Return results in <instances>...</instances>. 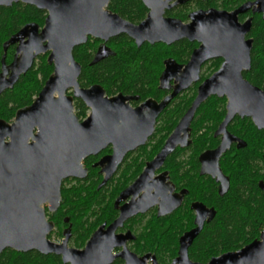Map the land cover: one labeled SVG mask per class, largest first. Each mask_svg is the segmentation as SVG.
<instances>
[{
    "label": "water",
    "instance_id": "obj_1",
    "mask_svg": "<svg viewBox=\"0 0 264 264\" xmlns=\"http://www.w3.org/2000/svg\"><path fill=\"white\" fill-rule=\"evenodd\" d=\"M171 1L142 0L149 12L142 24L133 26L105 10L110 0H0V7L21 3L47 12L40 31L37 24H27L3 44L4 52L10 45H18L17 55L9 66H5V56L2 59L0 94L12 88L19 77L30 70L39 55L49 52L47 62L53 65V73L35 101L18 110L13 122L0 120V254L6 249L37 251L43 255L61 256L63 263L110 264L112 243L109 234L114 225L106 231L102 226L83 251L69 249V231L61 244L48 239L54 226L47 221L44 206L48 205L49 211H55L61 203L62 181L84 179L87 170L83 167V160L111 144L112 154L98 163L105 173L101 183L104 185L126 154L145 144L153 133L157 115L177 92L198 81L200 66L210 59L221 58L220 68L199 86L198 96L184 118L185 126L181 125L167 139L151 165L161 163L177 144L186 145V137H180V130L187 128L197 106L209 96L228 99V115L222 128L234 114H238L252 117L256 126L264 129V91L243 77V73L251 69L253 39L247 36L253 16L261 15L264 19V0L245 2L232 11L214 8L196 11L190 14L188 24L163 17L165 9L171 8L172 5H168ZM181 2L178 0L174 4ZM248 13L252 16L240 22L239 17ZM121 34L134 39L137 45L145 42L171 45L182 39L197 42L199 47L185 69L179 71L186 82L177 84L172 95L162 102L147 101L136 109L128 107L119 97L94 100L93 91L98 90L102 96L100 88L79 90L80 66L74 60L73 49L85 44L89 36L106 41ZM106 56L105 48H99L93 63ZM165 64L167 69L161 77L162 88L172 76L169 73L176 72L178 67L170 60ZM8 72L9 77L6 78ZM69 88L74 89V96H81L86 101L94 100L88 103L91 113L83 122H79L74 114L72 98L65 96ZM29 140L31 142L28 143ZM226 148L223 145L210 152L215 167ZM149 170L150 165L147 172ZM140 182L138 179L132 187ZM227 187L228 180H225L222 185L224 192ZM260 188L264 190V185L260 184ZM130 204L121 209L120 224L128 217L147 210L154 201L147 191ZM196 207L203 208L200 205ZM209 214L212 219L213 210ZM199 230H193L181 239L178 264H186V249ZM136 262L141 260L133 264ZM187 264L193 263L188 261ZM208 264H264V229L259 240Z\"/></svg>",
    "mask_w": 264,
    "mask_h": 264
},
{
    "label": "flooded vegetation",
    "instance_id": "obj_2",
    "mask_svg": "<svg viewBox=\"0 0 264 264\" xmlns=\"http://www.w3.org/2000/svg\"><path fill=\"white\" fill-rule=\"evenodd\" d=\"M112 1L113 0H110L105 10L111 14L117 15L119 18L130 23L133 26L142 24V21L146 19L149 12L148 8L143 4L142 0H139L141 3L140 5L125 4L121 7H124L126 9L139 8L141 11L143 7V9H145L146 11L143 19L142 17H140L139 19L135 20V16L131 17L126 15L125 17H123L120 14L111 11L109 7L111 6ZM176 1L178 0H173L168 3V5L172 6L171 8L165 9L163 17L179 20L183 24L190 23V14L196 11H206L213 8L209 7L206 9H202L196 7V1L204 2V0H182L181 3L174 4ZM189 3L190 6H188ZM44 12L47 16V12ZM249 14L250 13L247 14L246 18L252 16L251 14ZM129 17H131L134 21H130ZM44 21L42 25H39L37 23L33 24H37L40 31L43 28ZM119 38L131 41L137 49H142V46L146 44L145 42L143 44L141 43L140 45H137L135 40L126 34L110 37L106 41L89 36L85 44L75 47L73 51L81 46H86L88 43L91 44L92 48L95 46L94 51H92L93 54L91 61L88 64L89 66H95L110 58L115 57V52L111 47V43L112 41ZM184 41L195 46H190V48H187L186 56L180 58V60H175L171 57L165 58L163 60L162 69L157 78V89L160 91V93L158 92L152 95L149 94L147 96H143L142 78L137 90L123 85L119 79L115 78V76L114 78L104 83L101 81L93 83L84 81L82 78L83 67L73 55L75 62L80 66V73L77 78L78 89L81 91H87L96 87L100 88V90L103 91V94L101 96L98 90L93 91L94 94L92 93V96L95 98L94 100H111L113 98L119 97L126 105H128V107L132 109L141 107L147 101L160 103L164 99L172 95L174 87L177 84H179L180 82H186L185 77L180 76V72L185 69L191 59L193 52L199 47V44L197 42H190L187 39H182L171 45L163 44L167 47H171L179 42ZM17 45L18 44L10 45L5 52L3 51V57L5 56L6 58L8 50L10 48L12 49L8 62H5L4 60L6 67L9 66L16 57ZM101 47L105 48L107 56L99 62L93 63L95 56L99 48ZM130 52L131 49L129 48L128 54ZM48 55L49 52L36 57L30 70L26 74L20 76L14 86L7 90H12L20 82L22 77L26 76L30 71L36 70L37 67H35V65L36 62H38V58L45 57V60L47 62ZM2 59L0 66V75L2 73ZM169 60L173 61L178 67L176 72L169 73L170 76H172L166 80L168 88L166 87L167 85H164V88H162L161 77L163 73L166 72L167 68L165 63ZM47 64L49 66H52L53 68V65H50L48 62ZM221 64L222 59L216 58L210 59L200 66L198 81L192 83L187 89L177 92L176 95L170 99L166 107L155 118L153 122L154 124L152 135L148 137L143 146H140L132 152L126 154L113 176L104 185H101V183L105 177V173H102L103 168L100 167L98 163L101 159L112 154L113 147L111 144L106 146L96 155L89 156L83 160V167L87 170V175L84 179L68 178L62 181L60 206L55 211H49L48 205L44 206L46 219L54 226L52 232L48 235V239L50 241L56 244H61L65 239V235L68 233L67 231H69L67 247L69 249L83 251L89 239L102 226H104V230L106 231L110 226L114 225L112 227V234H109L110 243H112V260L110 264H128V262H130L129 264H133V262L136 260H141L142 263L136 262L134 264H178L176 261L180 258L181 239L193 230L200 228L198 234L188 244V247L186 249V264L188 261L193 264H208L215 258H218L227 253H233L241 250L243 247L251 244L256 240H259L264 227L262 228L258 238L252 240L250 243H247L239 249L219 253L217 255H210L204 262L195 260L191 256V250L196 240L204 231V229L214 222L217 215V211L213 204L207 203L203 201L199 196L195 195L193 186L197 185L201 188V190L206 191L205 186L208 187L209 183H211L214 186L216 195L219 198H223L228 193L230 188V174H232V165L233 163L235 164L240 160V151L247 148L249 144L251 146L253 145L255 147V150H257V153L256 151H254L256 156L253 157V163L255 165L257 164L256 167L259 169V179L257 180L258 190L264 195V190L260 188V184L264 185V129L258 128L254 123L252 117H242L238 114H234L229 119V121H227L225 127L222 128V124L225 122L228 115L227 97H218L216 95H213L202 101L193 112L187 128L180 130V137H186V145L183 144L184 146H181L180 144H177L172 153L167 155L161 163L156 166L151 165L158 153L164 147L167 139L181 125L185 126L186 119L184 120V118L198 96L199 86L206 79L210 78L214 73H216ZM9 73L10 72H8V74L6 75V78L9 77ZM144 85L146 86V84ZM4 92H2V94ZM2 94H0V96ZM38 94L33 97L31 103L22 108L29 107L38 97ZM65 96L72 98L73 111L78 121L83 122L84 120H86L91 113V107L88 103L93 102L94 100L86 101L81 96H74L73 88L67 89L65 92ZM212 98L221 101L222 108L218 110L222 113V115H216L214 113L208 115L202 114V107ZM178 100L183 101L182 111L177 114V109L172 108L173 113L171 119H166L165 113H167V111L169 112V106L172 105V107H174ZM217 105L221 104L217 103ZM15 114L12 120L8 123L14 121ZM169 130H171L170 133L160 144L159 139L163 134H160L159 136L158 132H166ZM29 142H31V140H29L28 143ZM158 145V150L154 154V156L151 158L148 157L146 152H150L152 147H156ZM223 145H226L227 148L218 158L217 167H215L214 158L210 155V152H213L214 150L218 149V147ZM149 165L150 170L147 172ZM143 174L144 177L142 176ZM90 176H94L95 178L99 179V182L96 185V190L103 189L102 196L104 197V202L96 204L92 207L88 222L84 227L85 230L90 231V235L83 245H77L74 241L75 239L80 238L82 228L79 226H73L74 221L72 220V214L69 213L70 206L62 205V190L71 191L72 189H77L80 187L88 188L91 184V181L88 180ZM141 177L143 178L141 179ZM138 179L141 180V182L138 183L135 187H132ZM225 180H228V187L224 192V190L222 189V185H224ZM128 190L132 191H130L128 194H124ZM147 191L152 201H154V204H152L144 212H139L128 217L120 224L119 219L121 217V209L138 200ZM199 205L203 208L198 209L196 206ZM140 207H142V203ZM107 209L108 212L106 213L105 211ZM211 210H213L214 212V216L212 219H210L208 216L210 215L209 212ZM105 213L106 216L104 217ZM75 217H80L81 221H84L86 219V217H83L81 213L76 214ZM103 217L104 219H102ZM57 219L60 220L57 221ZM57 223H60L59 227L61 228V230L57 229ZM53 239H55L56 241H53ZM116 243L120 244L116 245ZM7 251H11L15 255H27L31 253L40 254L37 251L18 252L11 249H6L1 252L0 257L4 252ZM40 255L46 257L55 256L60 260L61 264H69L63 263L61 256H57L54 254Z\"/></svg>",
    "mask_w": 264,
    "mask_h": 264
},
{
    "label": "trees",
    "instance_id": "obj_3",
    "mask_svg": "<svg viewBox=\"0 0 264 264\" xmlns=\"http://www.w3.org/2000/svg\"><path fill=\"white\" fill-rule=\"evenodd\" d=\"M248 1L254 0H204V2L196 1V7L202 9L213 7L224 11H232ZM125 4L140 5L141 3L139 0H113L109 8L112 12H116L123 17L126 15L135 16V20L140 17L143 19L146 12L143 7L142 11L139 8L126 9L121 7ZM188 6H190V3ZM45 17L46 13L44 11L21 3L13 4L8 8L0 7V66L3 57L2 46L7 39L26 24L37 23L42 25ZM131 17H129V20L134 21ZM246 17L247 15H243L239 19L244 21ZM247 38L253 39L250 52L251 69L243 73V77L249 83L264 91V19L261 18V15L253 16L252 28ZM190 46L194 47L195 45L186 41L179 42L171 47L163 44L149 45L146 43L142 46V49H137L131 41L119 38L111 43L115 57L98 65H88L92 58V51L95 48V46L92 48L90 43L76 48L73 55L83 67L82 78L84 81L90 83L101 81L104 83L115 76L123 85L137 90L142 78V95L147 96L160 93L157 89V78L162 69L163 60L168 57L180 60V58L186 56V50ZM129 48L131 52L128 54ZM11 50V48L8 50L5 62L10 59ZM35 67H37L36 70L30 71L22 77L12 90H7L0 96V119L10 122L18 109L31 103L33 97L42 89L44 82L53 71L52 66L47 64L45 57L38 58ZM217 103L221 105H217ZM182 105L183 101L181 100H178L174 107L170 105L169 112L165 113V118L171 119L172 108L177 109V114L180 113L183 109ZM220 108H222L221 101L212 98L202 107V114L222 115L218 110ZM170 131L158 132L159 136L163 134L159 139L160 144ZM159 145L152 147L150 152H146L148 157L154 156ZM254 151L257 153L255 147L250 144L240 151V160L235 164L233 163L231 168L229 191L223 198L216 195L214 186L211 183L208 187L205 186L206 191L201 190L197 185L193 186L195 195L203 201L213 204L217 211L214 222L204 229L192 247L191 256L195 260L204 262L210 255L239 249L258 238L264 227V195L257 187L259 169L256 167L257 164L253 163V157L256 156ZM94 176L88 178L91 181L88 188L80 187L71 191L62 190V205L70 206L69 213L72 214L73 226L82 228L80 238L74 241L77 245H83L90 235V231L85 230L84 227L88 222L92 207L104 202L103 189L96 190L99 179ZM80 213L83 217H86L84 221H81L80 217H75L76 214ZM59 224L57 223V229L61 230ZM0 264H61V262L55 256L46 257L38 253L15 255L11 251H7L1 255Z\"/></svg>",
    "mask_w": 264,
    "mask_h": 264
},
{
    "label": "rangeland",
    "instance_id": "obj_4",
    "mask_svg": "<svg viewBox=\"0 0 264 264\" xmlns=\"http://www.w3.org/2000/svg\"><path fill=\"white\" fill-rule=\"evenodd\" d=\"M105 212L107 213L108 212V209ZM106 213L104 214V217L106 216ZM104 217L102 219H104ZM53 241H56V240L53 239Z\"/></svg>",
    "mask_w": 264,
    "mask_h": 264
}]
</instances>
